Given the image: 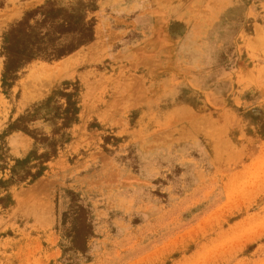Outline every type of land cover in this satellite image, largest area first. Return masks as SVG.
Listing matches in <instances>:
<instances>
[{"label":"rangeland","instance_id":"1","mask_svg":"<svg viewBox=\"0 0 264 264\" xmlns=\"http://www.w3.org/2000/svg\"><path fill=\"white\" fill-rule=\"evenodd\" d=\"M41 6L93 39L3 83ZM0 264H264V0H0Z\"/></svg>","mask_w":264,"mask_h":264},{"label":"trees","instance_id":"2","mask_svg":"<svg viewBox=\"0 0 264 264\" xmlns=\"http://www.w3.org/2000/svg\"><path fill=\"white\" fill-rule=\"evenodd\" d=\"M92 39L93 25L84 17L52 6L28 12L3 35V83L34 59H59Z\"/></svg>","mask_w":264,"mask_h":264}]
</instances>
